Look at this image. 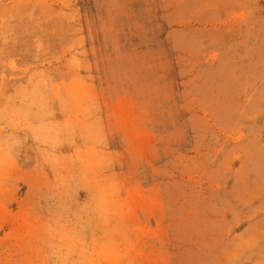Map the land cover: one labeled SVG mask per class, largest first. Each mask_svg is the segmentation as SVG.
I'll return each instance as SVG.
<instances>
[{"label":"rangeland","instance_id":"374dc122","mask_svg":"<svg viewBox=\"0 0 264 264\" xmlns=\"http://www.w3.org/2000/svg\"><path fill=\"white\" fill-rule=\"evenodd\" d=\"M0 264H264V0H0Z\"/></svg>","mask_w":264,"mask_h":264}]
</instances>
